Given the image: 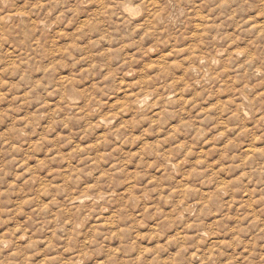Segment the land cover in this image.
I'll return each instance as SVG.
<instances>
[{"label":"rangeland","instance_id":"374dc122","mask_svg":"<svg viewBox=\"0 0 264 264\" xmlns=\"http://www.w3.org/2000/svg\"><path fill=\"white\" fill-rule=\"evenodd\" d=\"M0 264H264V0H0Z\"/></svg>","mask_w":264,"mask_h":264},{"label":"bare ground","instance_id":"6f19581e","mask_svg":"<svg viewBox=\"0 0 264 264\" xmlns=\"http://www.w3.org/2000/svg\"><path fill=\"white\" fill-rule=\"evenodd\" d=\"M120 9V8H119ZM124 14V13H123ZM148 22V21H147ZM147 26V25H146ZM142 32V31H141ZM147 33V32H146ZM153 34V33H152ZM161 64V63H160Z\"/></svg>","mask_w":264,"mask_h":264}]
</instances>
